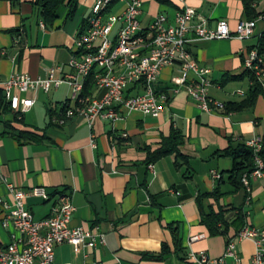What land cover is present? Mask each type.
<instances>
[{
  "label": "crops",
  "instance_id": "crops-1",
  "mask_svg": "<svg viewBox=\"0 0 264 264\" xmlns=\"http://www.w3.org/2000/svg\"><path fill=\"white\" fill-rule=\"evenodd\" d=\"M92 4L93 0H75L72 14L69 6L59 7L48 27L35 0H0V89L12 75L44 79L51 68H57L55 78L70 75L68 61ZM185 7L204 19L209 29L224 20L234 33L239 22L248 20L243 0H184V4L143 0L140 29L146 31L160 14L171 22L174 13ZM252 8L255 20L264 10V0H253ZM262 37L264 21L256 20L249 40L198 41L188 46L198 66L209 71L212 100L226 105L246 97L250 87L243 72V55L260 47ZM177 76L178 66L161 72L156 90L170 94L158 118L122 111L115 122L97 118L88 127L84 120L74 118L58 125L61 104L71 96L65 84L47 93L39 90L21 95L34 99L32 108L15 116L16 121L14 115L0 118V175L27 194L25 208L33 220L46 218L55 196L66 193L74 207L70 227L104 236L105 245L82 249L79 254L68 244L58 245L55 264H189L186 256L190 249L221 257L227 242L245 224L264 236V177L250 180L246 204L242 186L230 182L233 161L221 156L228 147L235 148L252 137L262 138L264 92L251 109L207 114L171 83ZM100 95L93 88L88 97ZM5 124L33 134L35 139L16 140ZM173 130L182 136L178 152L186 162H178L174 154L149 162L147 153L157 150ZM34 188H43L50 200L32 197ZM0 199L10 200L2 183ZM218 209L223 213L218 232L225 226L228 231L210 235L201 220ZM237 217L241 220L235 222ZM7 242V233L0 226V243ZM163 246L167 253L157 259ZM236 252L240 264H250L255 246L243 240L236 243ZM225 264L234 262L227 259Z\"/></svg>",
  "mask_w": 264,
  "mask_h": 264
},
{
  "label": "built area",
  "instance_id": "built-area-1",
  "mask_svg": "<svg viewBox=\"0 0 264 264\" xmlns=\"http://www.w3.org/2000/svg\"><path fill=\"white\" fill-rule=\"evenodd\" d=\"M142 1L93 0L84 29L78 35L68 61L72 73L58 79L55 78L57 68H51L44 79H32L24 74L8 77L2 84V91L10 110L24 114L32 108L34 99L21 98V95L39 90L47 93L51 88L65 84L71 96L69 101L61 104V114L56 120L58 125L74 118L84 120L88 127L97 118L115 122L121 119L122 111L158 118L170 94V91L156 90L158 79L163 69L178 66L179 76L172 78L171 83L177 89H183L201 112L222 111L223 105L217 102L216 110L207 109V101H214L209 97V71L198 66L188 46L198 41L249 40L256 20L264 21V10L255 20L239 22L234 33L224 20L209 29L204 19L187 7L177 10L171 22L162 14L155 16L143 32L138 20ZM176 1L184 4V0ZM95 9H105V16L94 17ZM106 45H113V55H105ZM257 48L260 47L244 53L242 67L249 87L258 85L264 92V56H257ZM87 65H94V72H87ZM90 75L94 90L101 92L99 97L83 96V89H79V82H85ZM237 94L242 95L241 92ZM90 144L94 146L93 141ZM243 145L251 150L254 162L253 171L241 178L248 204L250 180L264 177V162L259 157L262 138L252 137ZM212 176L219 178L213 172ZM0 183L10 197L9 202L0 199V226L8 237L7 243H0V264H55L54 249L58 245H70L74 254L105 245L103 234L70 227L74 207L69 194L55 196L50 214L35 221L25 208L27 194L1 175ZM30 195L43 202L50 200L43 188L32 189ZM243 240H250L255 246L250 264H264V236L247 224L227 242L221 257L211 258L204 251L190 249L186 260L189 264H225L229 259L240 264L236 243Z\"/></svg>",
  "mask_w": 264,
  "mask_h": 264
},
{
  "label": "trees",
  "instance_id": "trees-1",
  "mask_svg": "<svg viewBox=\"0 0 264 264\" xmlns=\"http://www.w3.org/2000/svg\"><path fill=\"white\" fill-rule=\"evenodd\" d=\"M75 4V0H35V6L40 13L42 21L48 27L52 25L54 20L56 19V12L59 7L66 5L69 6V14L73 13V6ZM253 0H243V6L245 14L248 20H253L256 15L252 8ZM259 51L264 52V37L261 38L260 48H257ZM93 77L90 75L83 84V96L91 95L93 90ZM263 91L260 89L258 85H254L250 87L248 90L246 97L237 103H228L223 105L222 113H237L242 112L246 109H251L255 100L258 96L262 95ZM7 115H14V121H16V117L18 114L12 113L10 110L8 103L5 100L2 89H0V118L5 117ZM5 129H8L10 134L16 140L23 141H33L35 136L28 132H20L14 130L9 124L4 125ZM182 143V136L177 131H171L170 135L163 139L160 143V146L157 150L153 152H148L147 155L149 157V162H154L158 159H161L166 156H170L174 154L177 158L178 162H186V158L179 154L178 148ZM221 156L230 158L233 161V168L230 172V182L234 187L241 186V178L245 174H249L254 169L253 162V154L250 149L245 147L243 144L231 148L228 147ZM259 157L264 162V135L262 136V148L259 153ZM176 161L175 166L178 167L179 163ZM241 220V217H237L235 222ZM223 223V213L220 209L217 211L211 210L208 216L202 218L201 224L207 228L210 235L221 234L224 235L228 231V227H224L222 231H219L218 224ZM238 232V231H237ZM167 253L166 247L163 246L161 253L157 256V259L162 258Z\"/></svg>",
  "mask_w": 264,
  "mask_h": 264
},
{
  "label": "bare ground",
  "instance_id": "bare-ground-1",
  "mask_svg": "<svg viewBox=\"0 0 264 264\" xmlns=\"http://www.w3.org/2000/svg\"><path fill=\"white\" fill-rule=\"evenodd\" d=\"M105 16V9H95L94 17ZM105 55H113V45H106L105 47ZM257 56H264V52H261L257 49ZM87 72H94V65H87ZM84 82H79V89H83ZM207 109L215 110L216 102L215 101H207Z\"/></svg>",
  "mask_w": 264,
  "mask_h": 264
}]
</instances>
